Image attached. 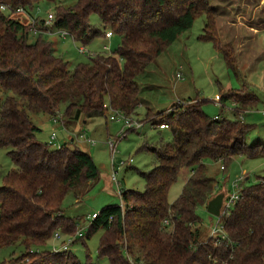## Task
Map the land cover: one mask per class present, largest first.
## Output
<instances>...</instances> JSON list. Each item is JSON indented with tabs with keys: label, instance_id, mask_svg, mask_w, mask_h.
Masks as SVG:
<instances>
[{
	"label": "trees",
	"instance_id": "16d2710c",
	"mask_svg": "<svg viewBox=\"0 0 264 264\" xmlns=\"http://www.w3.org/2000/svg\"><path fill=\"white\" fill-rule=\"evenodd\" d=\"M210 3L0 0V5L9 6L0 8V148H12L9 155L15 165L0 187V248L16 244L23 248L19 255L13 252L9 263L0 264H95L90 256L82 262L70 248L55 251L47 245L58 229L62 242L77 234L79 221L66 213L64 199L71 190L96 181L100 169L94 156L72 146L71 139L60 148L38 139L41 128L33 115L45 113L63 124L65 117L108 116L114 110L136 115L141 103L138 77L202 15L206 23L201 40L211 41L229 69H235L236 53L220 41L217 13ZM42 4L55 5L54 25L74 40L105 38L110 29L120 44L112 54H91L90 62L70 70L69 61L55 54L54 42L47 36L29 42L31 24L15 12L24 7L35 14ZM93 14L103 29H92ZM199 101L178 103L163 115L164 122H154L155 127L167 124L172 139L150 148L155 162L142 171L145 190H123V205H105L87 233L71 244L103 227L98 251L110 264H264V176L252 184L241 181L240 198L229 209L222 208L224 235L204 237L197 212L215 195L207 160L224 161L227 170L237 156L264 157V141H247L255 125L237 117L255 108L260 97L237 88L221 91L215 101L223 108L233 102V118L211 116ZM190 169L182 192L171 202L172 186L183 170Z\"/></svg>",
	"mask_w": 264,
	"mask_h": 264
},
{
	"label": "rangeland",
	"instance_id": "374dc122",
	"mask_svg": "<svg viewBox=\"0 0 264 264\" xmlns=\"http://www.w3.org/2000/svg\"><path fill=\"white\" fill-rule=\"evenodd\" d=\"M210 1L211 7L217 13L216 24L220 41L231 45L236 53V68L229 69L223 55L211 41L201 40L206 17L204 15L198 17L194 26L186 31L180 40L167 47L138 77L142 104L140 103L137 114L133 116L137 120L144 119L142 121L144 125L120 138L115 152H112L109 142L119 138L123 122L111 119L114 111L108 116L97 114L84 116L81 119L65 117L64 125L45 113L33 115V121L41 128L36 133L38 139L49 142L53 131L58 134V140L62 142L76 137L72 146L91 153L100 169V176L96 181L85 183L77 192L71 190L64 199V209L68 215L78 219L79 231L87 233V228L93 220L92 214L99 212L105 205H123L121 197L123 190L130 188L145 190L146 180L142 171L150 170L155 162V154L150 148L159 147L172 139V132L168 127L166 129L155 127L154 122H164L163 115L169 114L170 109L178 103H188L190 97H193L191 99L194 101H204L203 109L211 116L220 113L223 114L222 116L233 118L236 114L230 107H234V103L227 102L223 108L215 101L216 94L221 93L230 83L233 84L232 88L256 93L260 97L258 105L248 112L242 111L237 117L255 125L247 136L250 144L257 139L264 141V0ZM42 5L41 9L44 11L38 12L39 15L34 19L27 13H17V15L31 24L29 42L36 41L39 35L47 36L54 42L55 54L69 61L70 70L80 62H90L91 54H112L120 44L118 35H114L110 40H104V36L100 35L84 43L74 40L71 36L64 37L61 33H55L54 22L47 24L45 20L47 17L45 14L48 13L45 11L49 9L55 12V5ZM252 16L254 19L251 18ZM91 24L93 30L98 27L104 28L97 14L91 17ZM241 24L260 28L258 34L245 33L243 30L242 34L245 33L247 36L244 40L246 42L244 52L235 49L244 39L241 34ZM220 32L225 36H220ZM231 38L233 41L229 42ZM106 43L110 49L104 47ZM80 46H85L87 51L82 52ZM64 112L65 106H62L61 118ZM88 138L94 139L96 144L87 142ZM11 150V147L0 148V187L4 185L6 174L15 167L9 155ZM206 163L208 173L216 184L215 194L222 191L225 195L232 194L235 191L234 182L237 178L242 177L240 182L252 184L264 176V157L237 156L228 165L227 170H224V161L209 159ZM114 172L118 183L113 179ZM190 172L191 169L183 170L172 186L169 193L171 202L182 192ZM197 212L201 218L200 226L204 237L224 235L220 216L211 213L207 204L200 206ZM58 231L62 233L60 229ZM104 232V228L101 227L90 237H78L70 246L71 252L82 262L90 256L95 264H110L109 259L100 256L98 251ZM71 236L65 237V241L69 242ZM62 240L63 234L60 240L52 238L47 248L52 249L54 244L59 246ZM22 249L20 244L0 248V262L9 263L13 252L19 255Z\"/></svg>",
	"mask_w": 264,
	"mask_h": 264
},
{
	"label": "built area",
	"instance_id": "2783aa9c",
	"mask_svg": "<svg viewBox=\"0 0 264 264\" xmlns=\"http://www.w3.org/2000/svg\"><path fill=\"white\" fill-rule=\"evenodd\" d=\"M0 8L5 10V9H9V6H6V5H0ZM11 9V8H10ZM37 12H35V14H29V16L31 18H36L39 11H41V8L38 6L37 8ZM16 13H27L25 12V8L24 7H18L16 10H15ZM28 14V13H27ZM47 17L45 18L46 20V23L49 24L51 22H53V12L51 11H48L47 14H45ZM55 33H61V35H63L64 37H66L67 35H69L68 31L64 30V29H60V28H56V31ZM112 31L111 30H107L106 32V37L110 38L112 37ZM80 50L82 52H85L87 51V48L85 46H80ZM55 120H58L57 118H54ZM111 119H116V120H120L123 122V125L121 127V130H120V133H119V138L118 139H112L109 144H110V148L112 150V152H115L116 148H117V144H118V140L120 138H122L123 136H126L128 134V131L130 129H138L140 128L141 126L144 125V123L141 121V120H137L135 119V117L133 115H127L126 113L120 111V110H114V114L111 115ZM168 127L167 124H161L160 125V128H166ZM89 143L91 144H96V141L94 139H90L88 138L87 139ZM49 143L51 145H55L57 148H60L62 146V143L58 140V134L53 131L52 134H51V140L49 141ZM223 167V166H222ZM113 179L118 183V179H117V176H116V173L114 172L113 173ZM242 179L241 178H237L234 182V187H235V191L232 193V194H229V195H225L224 197V204H223V209L226 210V209H229L230 206H232V204H234L239 198H240V180ZM98 215V212H94L92 214V217L93 218H96ZM82 232L83 231H78L77 234L75 235H72L70 238H69V242L65 241V242H61V244L58 246L56 244H54L53 246V250L55 251H58V250H61V249H68L70 248V246L72 245L71 243L74 241L75 237L77 236H80L82 235ZM54 239L56 240H60L62 239V233L60 231H56L54 233Z\"/></svg>",
	"mask_w": 264,
	"mask_h": 264
},
{
	"label": "crops",
	"instance_id": "0c3cea01",
	"mask_svg": "<svg viewBox=\"0 0 264 264\" xmlns=\"http://www.w3.org/2000/svg\"><path fill=\"white\" fill-rule=\"evenodd\" d=\"M252 19H254V17L252 16L251 17ZM243 23V22H242ZM240 25V24H239ZM243 26V27H242ZM247 26H248V28H247ZM242 29H241V34L243 33V30H245V33H247V32H249V33H253V34H258L259 33V31H260V28L259 27H256V28H254V26H250L249 27V25L248 24H241V26H240ZM245 33L244 34H242L243 35V37H244V39H243V42H244V40H246L245 38L247 37L246 35H245ZM220 36H225L224 35V33H222V32H220ZM113 37V36H112ZM112 37H110V38H107V37H105V39L104 40H110ZM104 38V37H103ZM178 40H180V38L178 39ZM177 40V41H178ZM233 41V39L231 38L230 40H229V42H232ZM239 42V45L240 46H236L235 47V49L237 48V50H238V52L240 51V52H244V47H245V43L246 42ZM105 48H107V49H110V46L109 45H107V43L105 44V46H104ZM233 87V84H229L227 87H225L224 88V90L223 91H227V90H229V89H231ZM198 95H199V93H198ZM220 96V93H217L216 94V96H215V98H217V97H219ZM190 98H193V97H190ZM143 100V99H142ZM142 104V103H141ZM233 107H230V109H232ZM86 121H88V120H86ZM64 125V124H63ZM75 140H76V137H71V141H73V143H75ZM60 141V140H59ZM87 142H88V140H86ZM62 144L64 143V141L62 142V141H60ZM248 176V175H247ZM247 179H249V177H246Z\"/></svg>",
	"mask_w": 264,
	"mask_h": 264
},
{
	"label": "water",
	"instance_id": "95a60500",
	"mask_svg": "<svg viewBox=\"0 0 264 264\" xmlns=\"http://www.w3.org/2000/svg\"><path fill=\"white\" fill-rule=\"evenodd\" d=\"M224 197H225V193L219 192L217 194H215L208 202H207V208L208 210L217 215L220 216L222 213V208H223V204H224Z\"/></svg>",
	"mask_w": 264,
	"mask_h": 264
}]
</instances>
